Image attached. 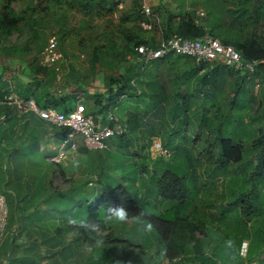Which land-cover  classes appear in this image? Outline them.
Segmentation results:
<instances>
[{"label": "rangeland", "instance_id": "rangeland-1", "mask_svg": "<svg viewBox=\"0 0 264 264\" xmlns=\"http://www.w3.org/2000/svg\"><path fill=\"white\" fill-rule=\"evenodd\" d=\"M97 1L95 0L89 5L87 0H81V5H78L74 0H0V17L4 15L6 6H9L13 12L11 17L16 19L17 24L7 39L0 40V95L13 92L11 90L13 78L19 79L29 75L39 66L40 55L43 51L38 54L37 48L42 46L44 50L48 40L55 37L58 39L63 62L59 66V80L52 87L51 93L56 90L74 88L84 90L87 113L95 115L93 114L95 113L94 109L89 108L87 93L91 95L104 94L107 89L116 87L115 84L123 73V69L134 57L135 43L142 41L147 46L156 47L164 41L160 18L152 12L159 3L174 21L185 13H192L195 22L204 27L208 35L217 38L220 30L212 28V23L217 22L221 27L229 22L226 18L227 15L225 17L223 12L225 7L230 10L236 4V0H155L156 6L154 7L151 6L152 3L146 4L145 0H123L122 9L117 11L112 18L108 10L110 5H97ZM143 6L150 9L148 17L142 13ZM225 14L228 12L225 11ZM144 23L148 25L149 29H143L142 24ZM129 29L131 31L129 36L133 39L132 43L126 42L123 36ZM222 31L220 37L227 39V35ZM34 32L37 33L36 39L32 37L35 35ZM233 37L234 35L229 36V38ZM218 39L220 40V38ZM4 49H12V52L7 55L3 52ZM116 52L119 54L116 55ZM255 80L257 82L253 79L243 82L241 89L243 94L240 93L239 99L241 97L246 103H250L249 99L255 90L256 101H262L263 78L256 76ZM75 89L73 96L82 94L81 91H75ZM122 98L129 100L125 96ZM73 104L72 102L71 105L73 106ZM151 114L147 118L139 120L144 122L140 132L136 130L128 132V139L124 144L118 137H113L109 143L111 148L108 152L87 150L85 154L78 151V149L84 150V147L76 137L74 140L77 144L76 151L67 153L64 161L57 163L69 173L66 178L68 183L62 181L56 170H52V173H50L51 170L49 172L47 170L49 165L54 163L51 161L55 158L60 144L55 141V136L59 133L58 130L49 127L50 136L46 142L39 145L41 151L33 161L37 167L36 171L40 173L47 171L49 176L51 174V190L56 192L57 196H63V199H56L51 195L38 203V199L44 197L45 191H47V188L42 191V197H40V185L42 183L46 185L47 182L44 181L43 175L37 174L30 165L26 164V145L22 147L16 145V142L21 141L20 137L14 140L10 149L0 147V155L3 158H9L14 151H17L14 155V165L8 164L7 166L9 172L14 171L15 178L10 176L13 183L10 185L0 184V194L5 198L8 209L7 228L0 247V264H45L47 262L43 258L45 253L41 244L36 243L35 259L26 257L31 252L26 251L24 255L15 252V255L14 252H11L12 248H9L10 245L23 244L22 247H27L28 240L31 241L35 238H28L24 231L20 232L21 221L31 220V217L32 219L40 217V219L32 223H25L30 231L42 232L46 235L45 237H56L66 243H71L79 254L77 259L83 264L89 262L105 264L103 260L106 256L100 252L98 244H94L98 240L93 243L84 240L85 236L83 237L77 231V234L73 233L66 227L75 224L79 217L77 195L71 194L66 199V193L70 186L81 187L85 180L92 183L91 186L86 187V190L91 194H97L102 192V188H105L109 179L112 180V184L122 186H129L136 182L138 186H135L131 195L137 200L138 207L143 213L140 216L139 226L136 225L139 222L132 224L128 220L124 223L117 222L121 232L117 230L112 234V228H110L109 238L111 240H119L123 243L127 241L124 245L117 243L108 245L109 250L112 247L113 255L110 256L118 258L121 253L130 254L134 247L140 257L144 256L148 259L146 264H157L159 260H157L158 253L156 251L162 239L159 234L154 232L153 228L156 227V223H152L148 216L155 217L158 215L156 211L163 215L169 207L171 208L175 204L171 205V202H164L156 197L157 178L165 170L182 178L186 190V205L183 207L191 212L189 220L193 222L194 211L205 214L206 218L201 226L202 233L197 231L194 236L199 245L194 250L195 255L193 256L198 258L201 264H236L237 262L240 264H264V260H262L264 259V227L261 229L262 233H258L257 230V228L260 229L261 221L258 220L252 225L244 227L246 232L241 231L237 225L236 181H249L246 192L248 199L253 201L257 199L260 209L264 210V189L259 195L255 189V178L247 177L246 172L241 171L243 166L248 168L250 160L252 165L256 163L251 147L254 140L253 125L239 124L240 109H236V106L232 111L231 118L216 117L214 114V116L194 115L193 117H182L179 123L172 122L171 124L168 122L175 118V112H166L162 115V111L154 109ZM216 119L218 124L214 123ZM161 123L166 126L160 125ZM210 125L211 130L208 133L205 127L208 128ZM187 126L192 129L181 131ZM153 140L160 142L163 150L166 151V157H150L149 148ZM204 140L210 142V146ZM221 141H227L228 145L234 148L233 151L236 149V145L240 144L243 160L236 163L233 162L234 158L224 157ZM135 142H138L137 147H135ZM123 145L126 148L121 150ZM143 157L146 159L144 162L146 170H141V174H138L136 168H140L139 165ZM214 162L217 166L219 164L218 168ZM237 168L240 172L237 171ZM153 169L157 173L152 176ZM30 174L33 176L34 181L32 182ZM49 193L51 194L50 191ZM34 194L31 206L36 200L34 206L37 207V210L31 212L33 215L30 217L23 213L26 205L22 199L25 196L30 198ZM50 207L52 208L49 210ZM14 213H16L15 221L11 224L10 219ZM50 213L57 214L59 217L51 219L42 216ZM194 217H196L195 214ZM161 220H165V218L162 217ZM193 223L197 225L198 222ZM77 226L79 229V225ZM134 227L136 231H134ZM90 231L99 237L107 234L94 231L92 228ZM243 233L247 235H243ZM96 236H94V240ZM36 238L41 241L44 237ZM8 240H12L9 245ZM242 241L244 242L238 251L237 248ZM123 250L124 252H122ZM185 250L188 253L193 251L188 246ZM97 258H100L98 263ZM164 263L166 264V261ZM66 264L75 263L70 259Z\"/></svg>", "mask_w": 264, "mask_h": 264}, {"label": "trees", "instance_id": "trees-1", "mask_svg": "<svg viewBox=\"0 0 264 264\" xmlns=\"http://www.w3.org/2000/svg\"><path fill=\"white\" fill-rule=\"evenodd\" d=\"M7 1V0H4ZM95 0H87V3L91 5V3H94ZM78 5H81V0H74ZM119 0H98L97 5L103 4L104 6H109V12L111 14V17H114V12L119 11L117 9ZM8 4V3H7ZM9 5V4H8ZM225 11L228 12V14H225ZM224 16L228 18L229 22L225 23L221 27L218 26V23H212V28L219 29V36L220 40L216 36H210L206 33V29L200 25H198L195 22L194 16L192 13H185L182 16H180L176 21H174L169 13L165 10V8L159 3V5L155 8H153L152 12L153 14H157L158 18H160V28L162 31V37L164 38V41L172 38V37H179L183 39H199L202 38L205 35H208L214 39L219 40L224 46H230L233 47L235 50H238L242 53L244 58L252 61H259V65L256 68V71L254 75L247 76V75H239L232 70L228 69L232 74H236L240 77L241 81L239 83H236V109H240V114L238 117L239 124L249 126L253 125L254 129V140L251 144V147L253 148V154L255 155L256 163L252 165L251 160L248 168L242 167V172H246V176H251L252 178H255V189L259 195H261V190L264 189V90L261 91L262 95V101L257 102L256 97L257 94L252 95V97L249 99L250 103H246L245 100L239 99L240 93L242 89V85L244 81H249L253 79L255 82L256 76H261L263 78L264 82V0H236V4L233 6L232 9L228 10L225 7ZM230 11H233V13H230ZM13 12L9 8V6H6L5 13L2 17H0V40L7 39L9 35L12 33L13 30L16 28V19L12 18ZM112 17V18H113ZM147 19V18H146ZM147 22V21H144ZM148 23V22H147ZM221 30L222 32H225L227 35V39L220 37L222 34H220ZM127 32V31H126ZM130 29L127 32V34H123L124 39L126 42H133V39L130 38ZM35 35L32 37L34 39L37 38L36 32H34ZM234 35L233 38H229V36ZM56 39L57 47L58 46V39ZM232 39V40H230ZM113 47H115L113 44H111ZM139 46H147L144 42L140 41L135 43V47H133V54L134 57L131 59V62L135 61L138 64L140 63L138 61L137 55L135 53V48ZM104 47V46H103ZM151 47V46H147ZM155 48V47H152ZM12 49H4L3 52L9 55L12 51ZM41 51H43L42 46L38 47L36 52L39 54ZM60 51V50H59ZM118 55L119 53H115ZM183 59H188L185 57H178ZM176 59L172 57H168L163 60H171ZM263 62V63H260ZM145 68V67H144ZM143 68L142 64H139L138 66L136 64H131L130 66H126L123 69V73L121 74L119 80L116 82V87H112L111 89H107L106 93L104 94H98V95H90L87 92V100L89 103V108L97 107L99 114H108L110 111L113 112L114 118L116 119V116L120 118L121 115V109L120 104L121 101L124 100L122 97L125 96L130 101L138 102V100H141L142 102L146 101V98H144V94L142 90L137 89L135 87V82L137 78H139L143 73L145 69ZM141 71V72H140ZM146 81L142 83V85L150 86L147 88H151V82L154 76L153 71H151L149 74H145ZM57 73L53 68H43L39 64V66L36 67V69L31 72L29 75H25L24 78L27 80V84L21 83L20 78H13L12 82L14 83L13 92L18 94L20 97L24 99L32 98L36 105L39 108H51L56 110L57 112L68 114L74 109V104L76 102L75 96H57L54 93H51L53 90V86L57 84ZM75 89V88H74ZM74 89H71L72 92H74ZM75 91H81L85 95V91L81 89H75ZM140 91V92H138ZM55 97L56 99H54ZM122 98V99H121ZM135 98V99H133ZM150 105L152 104L153 100L149 98ZM161 101V100H160ZM74 103L73 106L71 103ZM161 102H166L165 100H162ZM251 104V105H250ZM256 105V106H255ZM85 106V102H84ZM254 106V107H253ZM146 111V110H145ZM85 112L87 113V110L85 108ZM116 113V116H115ZM146 113L139 116V120L142 118H147ZM237 114V113H236ZM217 117V116H216ZM215 117V118H216ZM220 117V116H218ZM223 117L231 118L232 115H223ZM17 120V119H16ZM116 121L120 123V120L117 118ZM116 123H111L110 126L113 128V125H117ZM6 123V121L3 122V124ZM214 123H219L218 120ZM5 125V124H4ZM136 119L133 115H131L129 120V131L135 130L137 128ZM162 125V123L160 124ZM53 129L58 130L57 128L51 127ZM192 128V127H191ZM208 133H210L211 125L205 127ZM128 131V132H129ZM59 133L55 136V141L61 142L67 135V130H58ZM128 132H123L121 135H115V137H118L119 140L122 141V144L127 141V134ZM125 137V139H124ZM113 138V137H112ZM112 138L108 141V144L111 142ZM79 139V137L77 138ZM204 142H208L204 140ZM208 146H210V142H208ZM222 144L221 150L223 151V156L227 158H234L233 162L239 163L241 160H243L242 155V146L240 144L236 145V149L233 151L234 148H231L227 141H221ZM40 144H38L39 146ZM77 145V144H76ZM36 146L35 149L31 150H37L39 147ZM84 147V145H83ZM126 148V146H122L121 150L123 148ZM78 149V148H77ZM110 149V148H109ZM120 150V151H121ZM78 151H82L86 154L87 150L84 147V150L78 149ZM109 151V150H108ZM108 151H101V152H108ZM33 152V151H31ZM17 151H14L13 154H16ZM117 154V153H116ZM25 156H28V151L26 152ZM254 158V157H253ZM6 158L1 157L0 155V184L10 185L13 183V180H11L10 176L12 175L15 178L14 171L7 170V166L10 163H4L3 161ZM145 157H143V160L141 164L139 165L140 168H136V171L138 174H141V170L145 171L146 165H145ZM154 162H156L154 160ZM153 163V162H152ZM215 164V162H214ZM6 165V168H5ZM14 165V162L11 163V166ZM30 167L33 168V170L36 171L35 164H28ZM216 165V164H215ZM219 167L216 165V168ZM14 168V167H13ZM216 168L213 170H216ZM15 170V168H14ZM48 172L52 173V170H56L58 173V176L62 179L63 182L68 183L67 181V175L69 174L65 168L62 167V165L57 163H51L49 167L47 168ZM237 171L240 172V170L237 168ZM48 172L40 173L39 171H36L37 174L43 175L44 181H46V185L43 183L40 185V193L39 196L42 197V191H44L47 188V191H45V198L42 197L41 199H38V203H40L42 200H46V197H50L51 195L56 197V199H63V196H57V193L51 190V174L49 176ZM157 172L153 169V175H155ZM23 175V174H22ZM103 175V174H102ZM31 182L33 180L32 174L29 175ZM101 176V175H100ZM157 184H156V197L157 199H160L164 202H171L175 203L171 208L169 207L167 211L162 215L161 213H158L156 211L155 217L148 216V219L152 223H156V227L153 228L154 232L156 234H159L162 241H160V245L157 246L158 258L157 264H201V261L196 258L194 254V250L198 247L199 243L195 239V234L197 231H201V226L203 224V221L205 220V214L204 213H195V211L192 214L193 222H198L197 225H195L193 222H191L190 215L191 212L189 210H185L183 206L186 205V190L183 186L182 178L178 177L174 173L165 170L160 175V177L157 178ZM96 181V180H95ZM108 182L105 185V188H102V192H99L97 194H91L86 190L87 186H91L92 183L84 182L82 183L81 187L78 186H70L69 190L67 191V197L69 198V195L73 194L79 199L78 210L79 213L78 220H76L75 224L73 225H67L66 227L72 231L73 233L77 232L79 234H82L83 237L85 236L86 239L90 242H94L98 240V242L94 244H98V248L100 247L101 253H103L106 258L103 260L105 264H146L148 261L147 258L140 257L138 253L135 251V248H132V253H121L119 254L120 257L114 258L110 255H113L111 249L107 248L109 245H124V243L119 240H111L109 238L110 235V228H112V234H114V231L119 230L120 228L117 225V222L121 221L124 223V221L130 220L132 224L135 222H139L140 216L143 215L142 211L138 207L137 200L132 197V190L137 187V183L133 182L129 186H122L120 184H112V180H107ZM251 181V179H250ZM116 185V186H114ZM249 185L248 180H243L242 182L236 181V204L238 206V227H240L241 231L246 232L244 227H247L249 225H252L253 222L261 221L260 229L257 228L258 233H262L261 229L264 227V210L260 209L259 201L256 199L253 201L252 199H248L247 188ZM47 186V187H46ZM30 188V186H28ZM107 189V190H106ZM20 190H22V187H20ZM51 192V194L49 193ZM77 193V194H76ZM198 194V193H197ZM35 194L32 195L30 198L28 196H25L22 201L24 202L25 208H24V215L27 214L31 217L33 213L36 212L37 207L34 206L36 203V200H34L35 203L31 206V202L33 201ZM44 198V199H43ZM5 199V198H4ZM34 206V207H33ZM212 206V204H211ZM254 206V207H253ZM256 206V207H255ZM52 207L49 208V210ZM33 209V211H32ZM48 211V210H47ZM194 214L196 217H194ZM16 213L12 215L10 222L11 224L15 221ZM47 218L55 219L59 217L57 214L50 213L48 215H42ZM41 216V218H43ZM36 217V216H34ZM146 217V215H144ZM162 217L165 218V220H161ZM40 219H32L26 220L23 222L21 221V231H24L28 238L35 237L31 241L28 240V246L22 247L23 245H10L9 248H12L11 252H20L24 255V253L31 252L29 255H26V257L30 259H35L36 254L34 253V250L36 248V243L41 244L42 248H44L45 258L47 262L45 264H66L69 263L70 259L75 264H83L79 259H77V256L79 255L78 252H76L72 246L71 243H66L65 241H62L56 237H45V234H42V232H34L27 229L26 222H35ZM202 220V221H201ZM110 221V223H108ZM141 222L136 224L137 226L140 225ZM79 225V229L77 228ZM135 226V227H137ZM134 227V231L135 230ZM94 229V231H99L101 233H107L106 235H103L102 237L96 236L93 231H90V229ZM77 231V232H76ZM58 232V231H57ZM121 232V231H120ZM154 234V233H153ZM44 237L41 241H38L36 237ZM243 235H247L244 234ZM242 235V237H244ZM94 236L95 240H94ZM105 240V241H103ZM12 241V240H10ZM8 240V245L11 243ZM102 241V242H101ZM244 241H242L237 248L241 249V244ZM62 243V245H61ZM187 246L189 248H192L193 251L188 253L185 249H187ZM190 251V249H189ZM124 252V250L122 251ZM141 253V252H139ZM16 255V254H15ZM241 259V257L239 256ZM100 258H97V263L99 262ZM264 260V259H262ZM91 261V260H90ZM152 261V260H151ZM88 262V261H87ZM86 262V263H87ZM92 262H89L88 264H91ZM236 264H240V262H237Z\"/></svg>", "mask_w": 264, "mask_h": 264}, {"label": "crops", "instance_id": "crops-1", "mask_svg": "<svg viewBox=\"0 0 264 264\" xmlns=\"http://www.w3.org/2000/svg\"><path fill=\"white\" fill-rule=\"evenodd\" d=\"M145 2L146 4L152 3L151 6H156L155 0H145ZM131 64H136L138 66L142 63L138 64L135 61H129L127 63L128 66ZM142 65L143 68L145 67V70L142 71L143 74L137 78L134 84L137 89L142 90L146 101L142 102L138 100V102H130V100L127 99L122 100L120 104V118H118L115 113L116 119L118 118L120 123L116 121L117 125H113L114 129L122 133L124 131L128 132L129 120L131 115H133L137 123V128H135V130L140 132L142 128L141 125L144 122L139 121V116L145 114V112H147L146 116H150L154 109H156V111H162V115L166 112H175V118L168 122L169 124L172 122L179 123L182 117H193L194 115L223 116L225 114H234H232V111L236 106L235 86L241 79L239 76L232 74L221 64H199L191 59H171L152 61L146 65ZM151 71L154 73L151 88H147L150 86L146 85L140 86L146 81V76L144 75L149 74ZM20 80L21 83L27 84V80L24 77L20 78ZM12 84L11 90L14 88V83L12 82ZM255 94L256 91L254 90L252 95ZM149 98L153 100L151 105ZM160 100H165L166 102H161ZM92 109H94L93 112H95L93 116H95L96 119H100L103 125L106 124L107 115L109 113L113 115L111 111L108 114L105 113L101 115L98 113V110H96L97 108ZM1 121H6V123H4L5 125L0 123L2 124L0 125V147L10 149L14 144V140L20 137L21 141L19 143L16 142V145L20 147L26 145L28 151L26 164L33 165L35 163L33 160L36 159V156H39V152L41 151L38 144H42L44 141L46 142L50 136V126L32 115H28L22 120H16L13 109L6 106H0V122ZM188 127L189 126L184 127L181 131H190L192 129ZM79 140L83 145L81 137H79ZM134 144L135 147L138 146V142ZM36 146L39 147L38 152L37 150H31L35 149ZM109 148L111 147L109 146ZM14 155L15 154H12L3 162L13 163Z\"/></svg>", "mask_w": 264, "mask_h": 264}, {"label": "built area", "instance_id": "built-area-1", "mask_svg": "<svg viewBox=\"0 0 264 264\" xmlns=\"http://www.w3.org/2000/svg\"><path fill=\"white\" fill-rule=\"evenodd\" d=\"M123 0H119L117 9H122ZM142 13L146 17L150 15V9L147 6L142 7ZM117 12V11H116ZM114 12V16L116 14ZM202 16V14H199ZM143 29H149L146 23L142 24ZM138 61L144 65L149 62L163 60L168 57H185L199 64L219 63L223 67L243 76L254 75L259 61H252L244 58L242 53L233 47L224 46L219 40L208 35L199 39H183L172 37L160 43L159 46L152 48L139 46L135 48ZM63 62L61 52L57 47L55 37H51L45 49L40 55L39 63L43 68H53L57 73L56 79L59 80L60 68ZM263 63V62H260ZM53 93L57 96L73 95L72 90H56ZM76 102L74 110L63 115L51 109L39 108L32 98L24 99L14 92H7L0 99V106L11 107L14 111V117L22 120L28 115H32L51 125L58 130H67L65 139L59 144L57 154L51 161L60 163L64 161L67 153L76 151L75 138L81 137L83 145L88 151H108V141L115 135H121L122 132L110 126L116 123L114 116L107 115L106 124L103 125L100 119H96L91 114H86L84 106V94L75 96ZM69 150V152H68ZM149 155L152 158L166 157V151L163 150L160 142L153 140L149 148ZM8 209L4 197L0 194V247L2 245L4 234L7 228Z\"/></svg>", "mask_w": 264, "mask_h": 264}, {"label": "bare ground", "instance_id": "bare-ground-1", "mask_svg": "<svg viewBox=\"0 0 264 264\" xmlns=\"http://www.w3.org/2000/svg\"><path fill=\"white\" fill-rule=\"evenodd\" d=\"M3 96H4V95H0V99H1ZM47 109H51V108H47ZM51 110H54V109H51ZM73 110H74V109H73ZM73 110H72V111H73ZM54 111H56V110H54ZM72 111H71V112H72ZM56 112H57V111H56ZM71 112H69V113H71ZM58 113H60V112H58ZM69 113H68V114H69ZM61 114H63V113H61ZM63 115H67V114H63ZM43 122H44V121H43ZM45 123H46V122H45ZM46 124L49 125V126L51 127L50 124H48V123H46Z\"/></svg>", "mask_w": 264, "mask_h": 264}]
</instances>
